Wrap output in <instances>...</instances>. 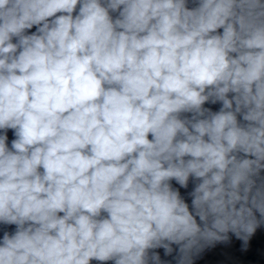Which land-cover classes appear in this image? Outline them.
Here are the masks:
<instances>
[{
    "label": "clouds",
    "instance_id": "clouds-1",
    "mask_svg": "<svg viewBox=\"0 0 264 264\" xmlns=\"http://www.w3.org/2000/svg\"><path fill=\"white\" fill-rule=\"evenodd\" d=\"M192 3L0 0V264H192L264 224V0Z\"/></svg>",
    "mask_w": 264,
    "mask_h": 264
}]
</instances>
